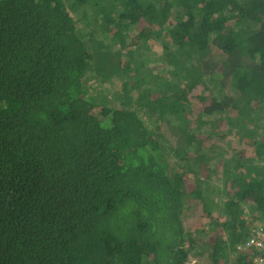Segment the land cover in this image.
Instances as JSON below:
<instances>
[{"label":"trees","instance_id":"obj_1","mask_svg":"<svg viewBox=\"0 0 264 264\" xmlns=\"http://www.w3.org/2000/svg\"><path fill=\"white\" fill-rule=\"evenodd\" d=\"M187 263L264 264V0H0V264Z\"/></svg>","mask_w":264,"mask_h":264},{"label":"built area","instance_id":"obj_2","mask_svg":"<svg viewBox=\"0 0 264 264\" xmlns=\"http://www.w3.org/2000/svg\"><path fill=\"white\" fill-rule=\"evenodd\" d=\"M263 238V233L260 229L256 230V235L252 236L251 239L248 240V242H246L244 245L239 246V249L245 248V247H249L252 245H256V246H263L262 243V239Z\"/></svg>","mask_w":264,"mask_h":264},{"label":"rangeland","instance_id":"obj_3","mask_svg":"<svg viewBox=\"0 0 264 264\" xmlns=\"http://www.w3.org/2000/svg\"><path fill=\"white\" fill-rule=\"evenodd\" d=\"M113 85H114V83H113V81H112V84H109V85H107V91L109 92L112 88H113ZM233 135V134H232ZM230 137V140H234V138H236L235 136L233 137V136H229ZM235 141V140H234ZM217 151L219 152L220 151V149H217ZM223 151V149H221V152ZM214 183L215 184H217V185H220L221 184V181L219 180V177L217 178H215L214 180ZM187 264H189V263H187Z\"/></svg>","mask_w":264,"mask_h":264}]
</instances>
